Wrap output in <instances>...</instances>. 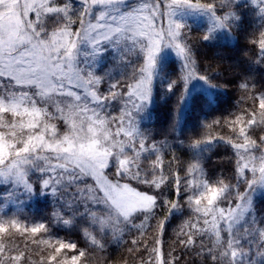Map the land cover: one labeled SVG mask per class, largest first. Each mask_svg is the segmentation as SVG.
I'll return each mask as SVG.
<instances>
[{
	"label": "snow or ice",
	"instance_id": "1",
	"mask_svg": "<svg viewBox=\"0 0 264 264\" xmlns=\"http://www.w3.org/2000/svg\"><path fill=\"white\" fill-rule=\"evenodd\" d=\"M190 15L205 23L194 29ZM218 38L245 42L250 68L234 82L220 83L221 66L198 55ZM165 50L180 61L173 74ZM257 71L264 0H0V264H264ZM193 81L215 92L236 84L241 95L185 140ZM158 84L161 99L175 97L171 140L142 127ZM218 146L228 152L212 176L207 154ZM45 194L56 198L51 223L78 227L84 247L22 218L21 202Z\"/></svg>",
	"mask_w": 264,
	"mask_h": 264
},
{
	"label": "trees",
	"instance_id": "2",
	"mask_svg": "<svg viewBox=\"0 0 264 264\" xmlns=\"http://www.w3.org/2000/svg\"><path fill=\"white\" fill-rule=\"evenodd\" d=\"M240 43L241 45L237 47L235 42L225 43L223 38H218L216 42L206 44L197 49L198 55L205 63L211 61L213 66H221L223 75L219 78L220 83H223L225 79L234 82L238 77L248 72L250 65L248 63V58L244 56L246 49L243 45L245 42L241 40ZM179 64L180 61L178 59H169L164 62L165 70L168 71L169 74H173L170 70L175 69L178 71ZM254 75L257 81L261 80V82L264 83V80L261 79V77H264V73L257 71ZM216 82L217 81H213V83ZM211 93L214 97L212 102L204 104L201 102V98H207L209 95L205 92L194 89L192 103L188 109L183 127V139L187 140L188 137L193 136L200 131V121L202 119L206 118L210 120L213 117L227 115L230 111H233L237 100L241 95L240 91L237 90L236 84H229L225 89L220 90L219 92L211 90ZM164 95V89L160 88L158 84V95L155 99L153 108L151 109V118L150 120L143 122L142 127L146 126L151 128L153 135L158 140L163 139L166 135L171 140L172 136L169 133V127L171 123V109L175 103V97L166 96L165 99H161L160 97ZM226 152H228L227 149L223 146H218L216 149L207 154V166L210 175L214 176L219 171L221 156L225 155ZM177 154L181 155L183 159H189L191 157V153L186 154L184 149L178 148ZM55 203L56 198L50 194L31 198L30 207L33 208L35 214L33 219H43L42 221L49 222L51 233L53 235L61 236L70 241L77 242L81 247H84L85 242L78 227L68 229L61 224L51 223L50 212L52 211ZM256 210L258 215L264 216V198L257 200ZM182 219L183 214L179 213L170 218L169 224L166 225V231L168 234H174V230L182 222ZM114 251V247L109 248L110 253H113ZM123 251V248L119 249L120 253H123ZM188 259L191 261L193 257H189Z\"/></svg>",
	"mask_w": 264,
	"mask_h": 264
},
{
	"label": "rangeland",
	"instance_id": "3",
	"mask_svg": "<svg viewBox=\"0 0 264 264\" xmlns=\"http://www.w3.org/2000/svg\"><path fill=\"white\" fill-rule=\"evenodd\" d=\"M186 19H187V22L189 24H192L193 28L197 29V30L199 29L200 26H202L205 23L204 18L203 17H199V16L190 15V16L186 17ZM163 55L165 57L164 62L168 61L169 59L176 58L174 53H172L170 50H165ZM114 64H115V61H114L111 53H106L105 57H104V60H103V63H102V67L104 69H108L110 67H113ZM192 87H193V89L200 90L202 92H205L208 95L211 93V89H209L208 86L203 81H193ZM0 191H2V190L0 189ZM22 199H24V198H22ZM30 205H31V199H25V200H23L21 202V207H22V212H23L22 218H25V219L31 218V219H33V216L35 214H34L33 208L30 207ZM33 220L42 221L43 219H33ZM55 236H57V235H55ZM57 237L63 238L61 236H57ZM13 239H14L15 243L20 244L21 246H23L24 243H25V238L24 237H14ZM32 247H34V246L29 245L30 249ZM33 259H36V257L34 256Z\"/></svg>",
	"mask_w": 264,
	"mask_h": 264
}]
</instances>
